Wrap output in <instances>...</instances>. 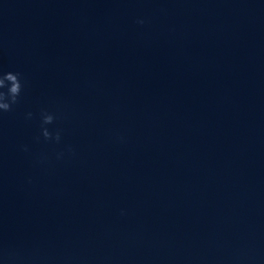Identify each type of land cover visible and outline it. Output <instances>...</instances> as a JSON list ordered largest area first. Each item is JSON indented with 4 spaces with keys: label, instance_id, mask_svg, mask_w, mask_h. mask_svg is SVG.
<instances>
[{
    "label": "water",
    "instance_id": "obj_1",
    "mask_svg": "<svg viewBox=\"0 0 264 264\" xmlns=\"http://www.w3.org/2000/svg\"><path fill=\"white\" fill-rule=\"evenodd\" d=\"M8 71L0 264H264V0H0Z\"/></svg>",
    "mask_w": 264,
    "mask_h": 264
},
{
    "label": "clouds",
    "instance_id": "obj_2",
    "mask_svg": "<svg viewBox=\"0 0 264 264\" xmlns=\"http://www.w3.org/2000/svg\"><path fill=\"white\" fill-rule=\"evenodd\" d=\"M138 23L143 24V20H139ZM24 88V83L19 72H0V111L9 112L12 110V106L18 102ZM31 114L29 113V116ZM54 116L52 114H42V124H52ZM42 134L45 139H50L52 134L47 128L42 129ZM55 139L59 141L60 134L56 133Z\"/></svg>",
    "mask_w": 264,
    "mask_h": 264
}]
</instances>
